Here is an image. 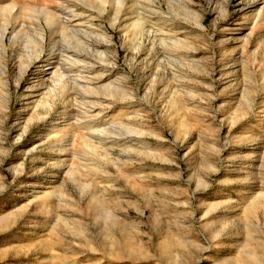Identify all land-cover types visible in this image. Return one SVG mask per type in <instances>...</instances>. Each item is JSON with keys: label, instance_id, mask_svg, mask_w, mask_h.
<instances>
[{"label": "rangeland", "instance_id": "1", "mask_svg": "<svg viewBox=\"0 0 264 264\" xmlns=\"http://www.w3.org/2000/svg\"><path fill=\"white\" fill-rule=\"evenodd\" d=\"M104 1L0 0V264H264V0H194L175 35ZM66 4L95 50L60 47L61 92L24 43Z\"/></svg>", "mask_w": 264, "mask_h": 264}, {"label": "bare ground", "instance_id": "2", "mask_svg": "<svg viewBox=\"0 0 264 264\" xmlns=\"http://www.w3.org/2000/svg\"><path fill=\"white\" fill-rule=\"evenodd\" d=\"M96 1L102 5H105L104 0H96ZM147 1L152 3V5L149 6L150 13L153 14V16L158 17V21L154 29H152V27L151 29L153 31H157L158 33L160 32V35H164V34L175 35L174 26L176 22L175 20L176 16L182 15L183 17L187 19L193 20L196 25L201 24L202 14L196 9V7L193 6L194 0H162L164 2L165 8H163V6L161 5L160 0H147ZM258 1L259 0H252L250 3L253 6ZM58 4H59V1H58ZM74 6L75 4L62 5L61 9L55 10L56 13L55 11L54 12L51 11L47 6H42L40 9L37 10V14L35 15L37 17L33 19V22H31L33 25L34 37L32 36H31L32 38L28 37V39H31V40L30 41L25 40L26 42L24 41L25 46H28L29 43H33L34 46L36 47V54L34 56V59L36 61L37 59H40V57L42 56V53L46 50L45 49L46 45L44 43L47 40V49L49 51L48 55H51V57L55 59L53 61L54 65L51 68L53 69L52 72L54 73L56 77L54 79L55 82L53 86L51 87L53 89L54 87L59 86L60 88H62L61 92L65 91L66 89L65 85L68 84L69 77L67 76L66 73H64V69H60L61 67L57 61L62 60L63 62L68 61L72 63L73 61H75V58L72 60L68 59L67 58L68 56L66 57L65 54H63L62 49H60V47H66L67 49L68 48H80V50L86 51V53L87 52L89 53L90 51L92 52L93 50H95L93 49L95 46L93 45L92 40H90V33L94 31L91 30L88 26H85L83 30H79V27H77L79 24L81 25V23L83 22H87L88 24H91L93 17H91L90 13H88L83 16V21L78 22L79 17H81L80 14L82 13L84 14V12L86 13V11L79 12L80 10L77 11ZM101 9H98V10H101ZM162 14H167L168 16L166 18L159 16ZM144 17H145L144 15H140L138 19L134 21V23L132 24V27L141 29L142 26L140 25L139 18H144ZM40 18L43 19L45 25L48 28L47 34H46V31L43 25L41 24L42 21ZM72 18L77 19V20L74 19V21L76 20V22L73 25L71 23ZM160 19L162 20V22H160ZM8 25L12 26V23L8 19H5L4 23L0 26V46L2 47L5 45L4 38L6 36ZM163 28L166 29L165 32ZM18 33H19L18 31H15L12 35L9 36V39L11 40L10 44H14L17 42L16 39L18 37ZM100 33L104 41L108 40L104 33L102 32ZM81 34L84 35V37H82ZM165 36H161V38L159 39L162 42V44H166L164 40ZM166 37H169V36H166ZM79 56L80 54L78 53L74 55V57H77V58ZM75 81H76L75 79H72L73 83H75Z\"/></svg>", "mask_w": 264, "mask_h": 264}]
</instances>
